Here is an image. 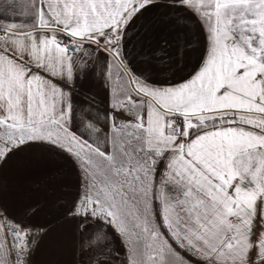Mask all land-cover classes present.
<instances>
[{"label": "snow or ice", "instance_id": "snow-or-ice-1", "mask_svg": "<svg viewBox=\"0 0 264 264\" xmlns=\"http://www.w3.org/2000/svg\"><path fill=\"white\" fill-rule=\"evenodd\" d=\"M160 9L203 37L179 78L154 26L128 58ZM34 153L66 170L51 224L8 202ZM58 227L72 264H264V0H0V264H35Z\"/></svg>", "mask_w": 264, "mask_h": 264}, {"label": "crops", "instance_id": "crops-1", "mask_svg": "<svg viewBox=\"0 0 264 264\" xmlns=\"http://www.w3.org/2000/svg\"><path fill=\"white\" fill-rule=\"evenodd\" d=\"M167 9H160L159 12L146 14V17L137 22V25L128 33L129 60L135 58L137 64L147 57L140 55L141 38L149 28H155L157 38L161 40L162 47L165 49L161 53L163 60L161 67L164 71L158 73L161 79L176 75L177 78L191 71L197 62L203 47V37L199 33L196 25L189 20L180 19L179 21L167 15ZM144 25V27H141ZM168 43L164 44L163 41ZM91 89V94L95 96L98 107H105L107 92L102 83L98 80L89 79L83 85ZM28 159L34 162L32 171L23 176L17 177L16 173L20 167V161H13L6 170L12 178L8 191V202L10 207L20 213L29 204H34L40 208V214L36 217V223H49L55 218V208L51 201L54 199L52 194L53 186L61 179H65L66 170L57 171L51 163L45 165V154H30ZM39 182L40 189L36 183ZM47 188V192L43 191ZM31 210H29L30 212ZM72 236L66 227H58L55 233L44 238L37 249L34 261L35 264H72L71 255Z\"/></svg>", "mask_w": 264, "mask_h": 264}]
</instances>
